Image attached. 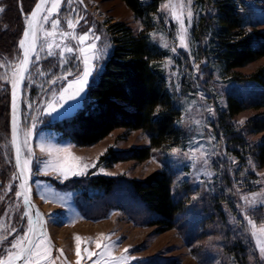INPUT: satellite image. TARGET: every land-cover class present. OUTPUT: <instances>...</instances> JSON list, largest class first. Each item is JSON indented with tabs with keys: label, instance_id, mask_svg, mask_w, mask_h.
Masks as SVG:
<instances>
[{
	"label": "rangeland",
	"instance_id": "obj_1",
	"mask_svg": "<svg viewBox=\"0 0 264 264\" xmlns=\"http://www.w3.org/2000/svg\"><path fill=\"white\" fill-rule=\"evenodd\" d=\"M17 1L0 0V6L4 7V12L0 13V33L5 34L8 43L5 48H0V108L5 109H0V225L5 226L9 240L27 235L30 222L28 210L19 195L9 112L10 77L13 66L23 58L19 42L35 4ZM243 1L246 3L242 9L245 31L249 34L264 31V0ZM12 3L17 6L19 25L23 29L18 35H15L17 26L12 15L16 17V11L12 14ZM165 4L170 7L165 8ZM172 5L176 6L178 14H183L186 27L187 12H192L187 48L180 46V24L172 15ZM205 13V7L197 0H191L190 5L188 0H166L158 13L151 15L147 28L144 20L137 17L123 0H83L82 3L80 0H61L59 15L54 14L51 18H59L61 31L79 35L91 29L100 37L97 48L104 54L98 61V74L94 73L90 87L99 81L112 52L110 27L124 23L137 34L147 29L152 43L167 53L157 65L181 111L177 126L183 131L179 145L155 149L151 158L144 162L123 161L113 166L100 163L110 149L127 152L149 146V134L143 130L121 128L94 146L80 147L51 129V123L75 115L84 108L90 87L85 90L86 95L82 94L83 99L78 97L79 105L74 111L54 119L55 113L49 115L45 105L53 101V93H58L73 79L66 69L71 68L75 74L76 65L83 68V64L70 53L64 54L68 61L65 63L59 49L54 48L55 54L49 56L46 48H38L24 93L21 140L23 145L25 133L30 130L31 155L23 146L24 156L31 161L33 189L38 202L45 212L54 211L53 215L47 216L57 218L52 224L57 245L61 249L62 246L76 249V237L82 239L81 257L68 255V264H77L78 260L80 264H93L96 257L88 259L85 248L99 253L97 241L101 245H113L112 255L116 258L128 256V264H242L227 252L229 242L240 241L248 247L247 264H264V256L256 246V237L249 225L251 220L257 224V229L264 228V167H259L252 155L242 153L246 163L235 156L231 150L235 144L229 146L230 138L225 136L219 124L227 112L228 97L233 96L244 104L245 110L227 123L250 144L261 140L264 133L252 134L247 124L251 119L264 117V90L247 78L264 70V57L232 73L222 72L211 56L213 33L203 32L204 44H200L198 38L202 30H197L196 25L202 22ZM77 17L83 19L74 30L68 28L66 21H75ZM51 19L42 27L49 28ZM39 43H43V38ZM64 43L69 47L77 45L71 38ZM205 53L208 55L204 56ZM58 76H67V80L52 84L51 80ZM68 103L75 104V101ZM33 124L34 128L31 127ZM73 157L77 159L73 160ZM78 164L88 165L79 175L69 172L65 178L56 170H68ZM157 171H165L172 177L176 197L188 203L186 210L177 216L175 227L165 233L150 226L153 215L135 197L130 186L131 180H145ZM98 176L117 178L119 183L111 192L105 193L90 185V180ZM79 200H83L82 209ZM59 207L62 210H58ZM104 237H110V240Z\"/></svg>",
	"mask_w": 264,
	"mask_h": 264
},
{
	"label": "trees",
	"instance_id": "obj_2",
	"mask_svg": "<svg viewBox=\"0 0 264 264\" xmlns=\"http://www.w3.org/2000/svg\"><path fill=\"white\" fill-rule=\"evenodd\" d=\"M26 1L31 5L37 0ZM123 1L149 28L151 15L157 14L166 0ZM197 2L205 7L206 12L202 22L196 25L197 30H202L198 34L200 44H204V33L211 31L214 38L211 56L222 72L232 73L264 57V31L249 34L244 29L242 9L246 3L243 0ZM16 7L12 3V14L17 10ZM14 15L16 17H12L17 26L15 35H18L23 29L19 25L17 11ZM110 28L112 52L99 81L90 87L84 108L49 126L80 147L94 146L117 129L143 130L150 136L149 146L127 152L110 149L100 163L113 166L123 161L144 162L151 158L153 150L177 146L183 140V131L177 126L181 111L176 107L164 73L157 65L167 53L152 43L147 29L137 34L124 23H116ZM6 45L8 43L5 34L0 33V48H5ZM205 54L203 55L207 56L209 53ZM247 79L257 82L264 90V70ZM227 106V112L222 115L219 124L225 136L230 138L229 146L235 144L231 149L233 154L240 160H245V163L243 155H252L258 166L264 167V135L258 143L250 144L227 123L245 110L244 104L238 98L229 96ZM6 121L8 122V118ZM247 127L252 134L264 133V117L251 119ZM118 181L117 178L98 176L90 180V185L109 193L118 185ZM130 186L135 197L153 215L150 226H156L160 233L172 230L177 216L187 208L188 203L176 197L172 177L165 171H157L145 180H131ZM78 197L83 199L81 195ZM82 201L79 200L81 209L84 207ZM220 215L223 217L222 212ZM229 244L227 252L242 264H247L248 247L244 242Z\"/></svg>",
	"mask_w": 264,
	"mask_h": 264
},
{
	"label": "snow or ice",
	"instance_id": "obj_3",
	"mask_svg": "<svg viewBox=\"0 0 264 264\" xmlns=\"http://www.w3.org/2000/svg\"><path fill=\"white\" fill-rule=\"evenodd\" d=\"M80 2L82 3L83 0H80ZM60 3L61 0H52L50 4L48 3V0H39V3L35 7L34 11L28 14V19L26 20V30L23 32V39H21L19 42V47L23 49V58L13 66L12 75L10 77V83L13 90L12 95L14 113L16 109V99L19 96L21 84L24 82L26 74L29 77L31 76V73L29 72L30 57L33 55L38 56V48H46L47 54L49 56L55 54L54 48L59 49L60 57L61 59L65 60V63L68 61L64 58V54L70 53L73 54L74 57H78L79 62L83 64V68H79L78 64L76 65L77 72L75 74L71 68L66 69L68 76H73V79L60 88L58 93H53V101L45 105L49 115L55 113V116L53 117L54 119L63 118L65 115L74 111L76 106L79 105L78 97L83 99V95L87 94L85 90L90 87V80L95 79L94 73L98 74V61L104 54L100 51V49L97 48V42L100 40V37L97 36L91 29L86 30L79 35L74 34V32L70 33L61 31L59 29V18L51 19L54 14L57 16L59 15ZM188 3L190 5L191 0H188ZM46 5L48 6L46 7ZM164 7L169 8L170 5L165 4ZM180 7H183V3H181ZM171 11L173 17L180 24V46L187 48L188 27H191L192 12L191 10L187 12L188 26L186 27L184 24L183 14L177 13L175 5L171 6ZM3 12L4 7L0 6V13ZM50 19L51 23L49 28H43L42 25L47 24ZM80 19H83V17H77L75 21L71 19L67 20V27L74 30ZM41 38H43V43L38 44V41ZM68 38L77 41L76 47H69L64 43V41ZM89 41L91 42L88 43ZM165 46L167 45L165 44ZM105 47H108V45H105ZM173 51H175V49H173ZM61 79L67 80V76L63 78L58 76L56 79L51 80V83L56 84ZM69 101H75V104H70L68 103ZM65 104L68 106L64 107ZM59 109H63V111H60ZM31 127L34 128L35 124H33ZM18 129L19 124L14 115V133H18ZM30 136L31 131L29 130L25 133L23 141V146L27 149L29 156L31 155V148L28 145ZM13 143L16 144V159L17 163L21 167L19 175L24 177V183L20 185L23 191L20 192L19 195L23 196L24 204L27 205L30 204L27 181L28 175L31 172V161L30 159L22 156V148L17 142L15 134L13 137ZM76 159L77 158L73 157V160ZM92 166L95 167V165ZM87 167V164H78L68 170L63 168H58L56 170L60 171L61 175L67 178L69 172H71L72 175H79L81 174V169H86ZM250 215L252 214L250 213ZM249 225L252 229V235L256 237V246L259 248L261 255L264 256V228L257 229V224L251 220H249ZM13 235L15 237V234ZM34 235V229L31 227L29 222L27 235L22 234L19 239L13 238L9 240L5 226L0 225V264H18V262L21 261H23L24 264H42L43 261H47V264H56L55 258H52L51 256V244L48 239L45 238L43 231L41 230L40 237L38 239H33L32 237ZM103 239L110 240V237H104ZM76 241V255L77 257H80V245L82 243L81 237L77 236ZM96 247L101 249L99 253L88 251L87 248H85L88 259H92L93 256L96 257V260L93 262V264H128V256L125 255L116 258L112 255L113 245H101V243L97 241ZM127 251L128 250L125 249V253H127ZM61 255H63L62 250ZM77 264H80L79 260L77 261Z\"/></svg>",
	"mask_w": 264,
	"mask_h": 264
},
{
	"label": "water",
	"instance_id": "obj_4",
	"mask_svg": "<svg viewBox=\"0 0 264 264\" xmlns=\"http://www.w3.org/2000/svg\"><path fill=\"white\" fill-rule=\"evenodd\" d=\"M49 1L50 0H48V3H49ZM38 3H39V0H37V2L35 3L33 9L31 10V12L34 11V9H35V7L37 6ZM46 7H47V5H46ZM25 30H26V25H25L24 31ZM21 39H23V34H22V38ZM21 51H22V55H23V49H21ZM35 57H36V55H33V56L30 57L29 72H31ZM28 77L29 76L26 74L25 80L21 84L19 96L16 99L15 113H14V110H13V95H12L13 90L12 89H11V93H10V122H9L10 140H11V146H12V151H13V158H14V166H15V171H16V177H19V178H17V181H18V186H19L20 192L23 191V189H21L20 185L22 183H24V177L19 175L20 171H21V167L17 163V159H16V155H17L16 154V144L13 143V137H14V134H15L17 142L21 145V148H22V156L25 157L24 156V151H23L22 140H21L20 124H21V116H22V110H23V104H24V93H25V88H26L25 85L27 83ZM14 115H15L17 121H18V124H19L18 133H14V130H13V118H14ZM27 185H28V189H29L28 196H29V199H30V204H27V205L24 204L23 196H21V198H22V202H23L24 206L28 210V215L30 216V224H31V227L34 229V232H35V235L32 238L33 239H38L40 237V232L42 230L44 235H45V238H47L49 240L48 231L46 229L47 217H46L45 213L42 211V209L38 206V204L36 203V201L34 199V196H33V179H32L31 172L28 175ZM18 264H24V262L21 261V262H18Z\"/></svg>",
	"mask_w": 264,
	"mask_h": 264
},
{
	"label": "crops",
	"instance_id": "obj_5",
	"mask_svg": "<svg viewBox=\"0 0 264 264\" xmlns=\"http://www.w3.org/2000/svg\"><path fill=\"white\" fill-rule=\"evenodd\" d=\"M32 175V179H33V174H31ZM33 193H34V197H35V201H36V203L39 205V207L41 208L42 206H41V204L38 202V200H37V198H36V196H35V190L33 189ZM60 206H62L63 208H64V205L63 204H59ZM43 211H44V213H46L45 212V209H43V207L41 208ZM58 210H62V208L61 207H59V209ZM53 213H54V211L52 212V211H48L47 213H46V217H47V220H46V229H47V231H48V235H49V242H50V244H51V246H53V251H51V256H52V258H55V260H56V264H59V263H62L63 262V264H68V255H70L71 256V254H74V255H76V249H71V248H68V247H65V249L63 248V246H62V249H61V246L59 247L57 244V242H56V236H55V234H56V232H55V229H53V226H52V224L55 222V220L57 219L56 217L55 218H52L51 216L49 217V216H47V215H50V214H52L53 215ZM71 222V221H70ZM74 223V222H73ZM24 228V227H23ZM29 228V227H28ZM27 234H28V232H27ZM61 250H62V252H63V255H61ZM72 250V251H71ZM66 255H67V258H66ZM77 256V255H76ZM81 257V256H80ZM61 260H63L62 262H61ZM42 264H47V261H43L42 262Z\"/></svg>",
	"mask_w": 264,
	"mask_h": 264
}]
</instances>
